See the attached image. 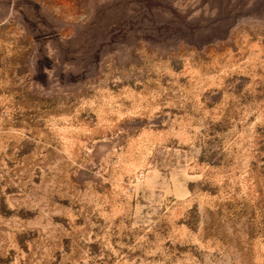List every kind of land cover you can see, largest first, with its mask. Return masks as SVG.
I'll return each mask as SVG.
<instances>
[{"label": "rangeland", "instance_id": "1", "mask_svg": "<svg viewBox=\"0 0 264 264\" xmlns=\"http://www.w3.org/2000/svg\"><path fill=\"white\" fill-rule=\"evenodd\" d=\"M0 264H264V0H0Z\"/></svg>", "mask_w": 264, "mask_h": 264}]
</instances>
